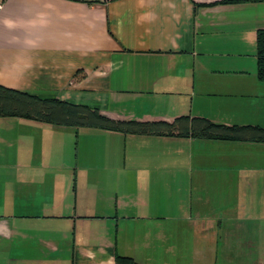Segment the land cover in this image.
I'll use <instances>...</instances> for the list:
<instances>
[{
  "label": "crops",
  "instance_id": "0c3cea01",
  "mask_svg": "<svg viewBox=\"0 0 264 264\" xmlns=\"http://www.w3.org/2000/svg\"><path fill=\"white\" fill-rule=\"evenodd\" d=\"M218 1L0 0V84L116 119L264 126V1ZM116 254L264 264V142L0 116V264Z\"/></svg>",
  "mask_w": 264,
  "mask_h": 264
},
{
  "label": "trees",
  "instance_id": "16d2710c",
  "mask_svg": "<svg viewBox=\"0 0 264 264\" xmlns=\"http://www.w3.org/2000/svg\"><path fill=\"white\" fill-rule=\"evenodd\" d=\"M264 0H219L237 3ZM257 76L264 82V29L256 32ZM23 116L51 124L96 127L125 134H154L194 138H215L248 142H264V126L257 124H225L203 116L179 115L164 119H116L103 114L97 107L72 103L0 84V116ZM115 264H143L130 256L115 255Z\"/></svg>",
  "mask_w": 264,
  "mask_h": 264
},
{
  "label": "rangeland",
  "instance_id": "374dc122",
  "mask_svg": "<svg viewBox=\"0 0 264 264\" xmlns=\"http://www.w3.org/2000/svg\"><path fill=\"white\" fill-rule=\"evenodd\" d=\"M240 261H242V260H240ZM239 260H232L231 262H232V264H242L241 262H240ZM251 261V260H250ZM243 262V261H242Z\"/></svg>",
  "mask_w": 264,
  "mask_h": 264
}]
</instances>
